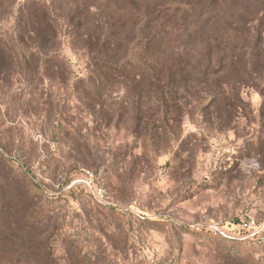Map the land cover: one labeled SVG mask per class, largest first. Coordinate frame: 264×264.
<instances>
[{
	"label": "rangeland",
	"instance_id": "rangeland-1",
	"mask_svg": "<svg viewBox=\"0 0 264 264\" xmlns=\"http://www.w3.org/2000/svg\"><path fill=\"white\" fill-rule=\"evenodd\" d=\"M174 1L0 0V193L20 194L12 218L42 211L27 263H49L32 258L44 248L60 264H264L253 240L230 250L206 233L217 222L237 237L242 219L264 218L260 93L241 86L229 92L234 108L213 103L228 74L212 75L207 94L197 59L188 81L142 104L138 86L94 83L106 62H142L144 12ZM30 9L47 37L30 31Z\"/></svg>",
	"mask_w": 264,
	"mask_h": 264
},
{
	"label": "trees",
	"instance_id": "trees-1",
	"mask_svg": "<svg viewBox=\"0 0 264 264\" xmlns=\"http://www.w3.org/2000/svg\"><path fill=\"white\" fill-rule=\"evenodd\" d=\"M27 19L32 27L30 31L38 30L48 36L49 33L46 34L44 28L41 29L36 14L31 9L27 13ZM141 21V30L146 34L141 42L142 51L138 53L142 62H106L101 65L98 73L93 74L96 75L94 83L102 85L108 79H113L117 84L130 88L138 86L136 102L142 104L150 93H162L165 87L170 86L172 91V86L178 82L177 76L180 82L188 81L186 71L190 68V60L197 59V72H200L198 84L204 86L203 91L207 94L211 90L210 85H213L209 81L212 75L228 74V81L215 85L217 91L211 96L213 103L234 108L233 94L241 86H251L264 98V81L255 77L252 72L259 71V64L264 63V0H176L147 10ZM48 27L50 29L51 25ZM51 32L56 33L52 27ZM40 33L38 34L41 35ZM113 40V37H107L100 44L101 48L110 49ZM212 64L217 67L212 73H208ZM248 66H255L257 69L250 71ZM230 90L233 94L229 93ZM161 112L165 117L166 109ZM7 184L6 188L9 186ZM4 188L2 185L1 193H4ZM1 193L0 264H60L54 263L50 249L44 248L35 251L32 258L47 259L49 263H27L29 256L26 254V242L30 237V224L37 216H42V211L40 207H31L21 216L12 218L9 203L11 200L15 201L20 194L12 193L9 200ZM6 200L7 203H2ZM206 233L226 244L230 250H233L234 245L245 243L232 237Z\"/></svg>",
	"mask_w": 264,
	"mask_h": 264
},
{
	"label": "built area",
	"instance_id": "built-area-1",
	"mask_svg": "<svg viewBox=\"0 0 264 264\" xmlns=\"http://www.w3.org/2000/svg\"><path fill=\"white\" fill-rule=\"evenodd\" d=\"M93 180L94 178L91 171H84L82 182H85L86 185H90ZM92 193L97 199H103V191L100 188L93 187ZM239 231L241 235L237 237L230 235L223 231L217 222H214L210 224L208 232H210L212 236L232 237L237 240H253L256 245L264 247V218L261 220L251 217L242 219L239 225Z\"/></svg>",
	"mask_w": 264,
	"mask_h": 264
}]
</instances>
